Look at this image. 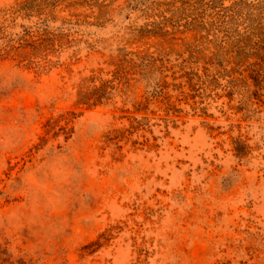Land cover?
I'll return each mask as SVG.
<instances>
[{"label": "rangeland", "instance_id": "obj_1", "mask_svg": "<svg viewBox=\"0 0 264 264\" xmlns=\"http://www.w3.org/2000/svg\"><path fill=\"white\" fill-rule=\"evenodd\" d=\"M0 264H264V0H0Z\"/></svg>", "mask_w": 264, "mask_h": 264}]
</instances>
